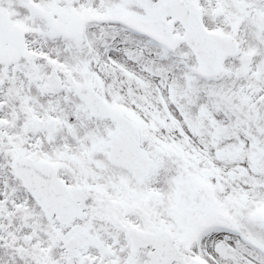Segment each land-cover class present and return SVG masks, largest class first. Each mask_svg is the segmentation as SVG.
I'll return each mask as SVG.
<instances>
[{
  "label": "snow or ice",
  "instance_id": "snow-or-ice-1",
  "mask_svg": "<svg viewBox=\"0 0 264 264\" xmlns=\"http://www.w3.org/2000/svg\"><path fill=\"white\" fill-rule=\"evenodd\" d=\"M0 264H264V0H0Z\"/></svg>",
  "mask_w": 264,
  "mask_h": 264
}]
</instances>
